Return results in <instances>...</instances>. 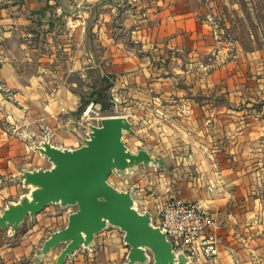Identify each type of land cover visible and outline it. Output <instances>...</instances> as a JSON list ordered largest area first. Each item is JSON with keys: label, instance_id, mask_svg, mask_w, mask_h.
I'll list each match as a JSON object with an SVG mask.
<instances>
[{"label": "crops", "instance_id": "0c3cea01", "mask_svg": "<svg viewBox=\"0 0 264 264\" xmlns=\"http://www.w3.org/2000/svg\"><path fill=\"white\" fill-rule=\"evenodd\" d=\"M109 81L133 97L143 147L173 163L149 173L148 205L133 191L139 206L156 217L168 199L198 200L221 220L218 253L190 264H264V0H0V215L29 191L25 170L52 166L37 144L82 143L63 122ZM74 209L50 203L0 230V264H56L63 246L41 248ZM128 251L110 225L65 264Z\"/></svg>", "mask_w": 264, "mask_h": 264}, {"label": "water", "instance_id": "95a60500", "mask_svg": "<svg viewBox=\"0 0 264 264\" xmlns=\"http://www.w3.org/2000/svg\"><path fill=\"white\" fill-rule=\"evenodd\" d=\"M90 128L78 147H62L47 139L36 145L52 166L23 172L22 180L30 189L3 209L0 230L18 227L50 203L73 206L67 224L52 231L41 248L46 254L63 246L56 264H65L74 251L91 244L110 225L124 232L129 245L123 264H190V256L174 248L151 212L139 210L133 190L118 189L109 181L114 169L153 160L148 150L133 152L123 140L124 131L134 132L132 122L123 116H106Z\"/></svg>", "mask_w": 264, "mask_h": 264}, {"label": "rangeland", "instance_id": "374dc122", "mask_svg": "<svg viewBox=\"0 0 264 264\" xmlns=\"http://www.w3.org/2000/svg\"><path fill=\"white\" fill-rule=\"evenodd\" d=\"M115 81H109L106 83V86L102 90L100 87L96 88L92 91V93L87 94V96L82 97V101L78 108L70 113L69 119L65 120L62 125V130L67 129L70 132H74L77 135H80L82 138V143H84L83 138L87 136V132L91 129V125H97L101 123V120L103 117L106 116H123L126 117L129 121L133 124L134 129V105L135 102L133 100V97L126 96L119 91L118 88L114 85ZM101 91V92H100ZM143 101L146 103H152L150 99L146 100V98H143ZM140 104V100L138 102ZM161 104H165L164 98L161 99ZM153 104V103H152ZM142 109H146L145 105L142 104ZM138 115L142 116V120L149 121V115L148 112H138ZM158 114L154 113V116L157 117ZM149 123L147 124V127H149ZM154 134L163 133L161 129H153ZM150 139L149 134H146V137L140 138L138 134H135L131 131H124L123 134V140L127 144L130 150L133 152H138L139 149L144 148L143 146L149 145L148 141ZM153 141V139H152ZM154 141L157 143L163 144V147L161 148L164 150L165 142L163 139L158 136H154ZM80 144V145H81ZM80 145H76L75 147H78ZM62 147H67L63 146ZM169 150L173 149V147H169ZM173 163L171 160H167L166 157L160 156L158 158L154 157L153 160L146 165L145 163H140L138 165H134L132 167H129L126 170H119L114 169L109 177V181L113 183L118 189H132L137 197L139 199H143L147 202V205L149 204V201L152 200V197L157 196L156 194V187L155 182L152 184L151 178L148 176L149 173L154 170L157 172L164 171L169 166H171ZM182 163L179 164V168L177 169V172L179 174H182ZM155 181V180H154ZM146 182V183H145ZM138 206L139 203L137 202ZM140 211H149L153 215V222L156 223V217L154 216L153 212L150 208L141 207ZM160 208V207H159ZM159 210V209H158ZM158 213V212H157ZM13 226L10 225L8 228H3L1 231L2 234H5L8 229L12 230ZM1 238L3 235H0ZM206 259H210V257H207Z\"/></svg>", "mask_w": 264, "mask_h": 264}, {"label": "built area", "instance_id": "2783aa9c", "mask_svg": "<svg viewBox=\"0 0 264 264\" xmlns=\"http://www.w3.org/2000/svg\"><path fill=\"white\" fill-rule=\"evenodd\" d=\"M156 218L155 224L167 234L175 249L184 250L189 256L202 253L210 258L218 253V238L213 229L222 222L200 201L168 199Z\"/></svg>", "mask_w": 264, "mask_h": 264}, {"label": "bare ground", "instance_id": "6f19581e", "mask_svg": "<svg viewBox=\"0 0 264 264\" xmlns=\"http://www.w3.org/2000/svg\"><path fill=\"white\" fill-rule=\"evenodd\" d=\"M46 139L49 140L48 138H46ZM46 139H45V140H46Z\"/></svg>", "mask_w": 264, "mask_h": 264}]
</instances>
